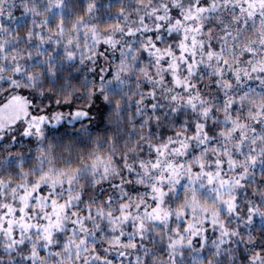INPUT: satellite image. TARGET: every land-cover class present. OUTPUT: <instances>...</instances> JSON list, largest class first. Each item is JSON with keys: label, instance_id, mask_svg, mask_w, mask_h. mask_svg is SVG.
<instances>
[{"label": "snow or ice", "instance_id": "6c2138e0", "mask_svg": "<svg viewBox=\"0 0 264 264\" xmlns=\"http://www.w3.org/2000/svg\"><path fill=\"white\" fill-rule=\"evenodd\" d=\"M0 264H264V0H0Z\"/></svg>", "mask_w": 264, "mask_h": 264}]
</instances>
